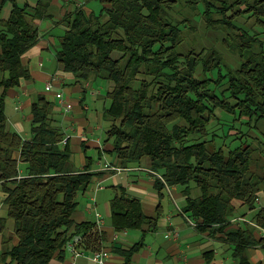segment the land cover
I'll use <instances>...</instances> for the list:
<instances>
[{
	"label": "trees",
	"instance_id": "1",
	"mask_svg": "<svg viewBox=\"0 0 264 264\" xmlns=\"http://www.w3.org/2000/svg\"><path fill=\"white\" fill-rule=\"evenodd\" d=\"M6 1L11 9L3 18ZM99 1L104 4L99 13L79 6L60 20L66 28L55 57L78 80L109 82L110 105L104 117L111 123L106 141H111L109 151L116 165L128 167L147 157L168 186L184 185L183 211L201 228L219 230L232 246L236 264H254L249 250L264 252V238L247 222L234 227L229 223L236 203L249 211L257 209L264 176L251 170L256 148H216L210 143L214 136L208 138V124L214 117L219 119L217 110L239 120L264 118V38L235 23L237 17L249 14L264 32V0ZM180 1L193 10L202 4L205 26L224 30L223 45L238 54L237 67L222 72L223 57L215 49L177 51L189 19L171 21L167 15ZM47 6V0L34 4L0 0V181L16 237L1 251L2 264H50L55 257L62 259L66 241L74 234L82 236L80 246L85 249L101 246L99 234H88L92 223H77L73 232L69 229L78 192L102 172L91 171L89 164L81 170L69 169L71 149L67 142L61 146L64 133L51 123L52 103L43 94L31 104L28 139L8 128L4 112L7 90L29 77L21 56L36 44L38 21L49 17ZM189 28L194 29L190 23ZM115 51L118 57L113 56ZM199 63L204 74L217 70L216 77H195ZM165 183L158 179L156 186ZM191 183L199 189L198 195H191ZM115 190L111 221L116 230L140 228L143 223L155 226L139 200L121 186ZM250 219L264 228V207ZM140 245L117 249L125 264Z\"/></svg>",
	"mask_w": 264,
	"mask_h": 264
},
{
	"label": "crops",
	"instance_id": "2",
	"mask_svg": "<svg viewBox=\"0 0 264 264\" xmlns=\"http://www.w3.org/2000/svg\"><path fill=\"white\" fill-rule=\"evenodd\" d=\"M47 1L46 11L49 17L38 21V40L21 56L22 63L29 70V77L22 78L18 86L7 90L4 98V112L8 128L19 133L24 139H28L32 135L31 104L37 95L43 94L52 103L51 123L62 130L64 137L65 134H70L66 141L71 149L69 169L77 171L89 164L91 171L102 172L93 178L87 189L78 192L77 205L71 215L73 225L69 229V232H73L77 223H92L93 228L88 234L93 232L99 234L101 246L96 250L81 247L82 254L74 264H92L91 254L101 250L106 254L107 264H125V257L117 249L126 250L139 242L141 245L132 254L129 264H226V262L230 263L231 258L233 264H236L232 251L230 259L221 257L225 250H232V246L222 237V233L219 230L213 232L211 229L201 228L188 213L183 211L186 205L184 185L157 188L156 182L159 178L147 170H152L149 159L128 167L116 165V158L109 151L112 147L111 141H106L110 120L104 117V110L110 105L107 92L111 86L109 83L106 85L104 80H78L73 74L61 68L55 57L59 47L55 46L56 35L53 31L56 29L64 31L66 26L62 23L56 24L51 17L57 14V17L62 18L71 12V8L65 9L59 3L62 0ZM64 2L68 3L70 0ZM77 4L80 6V1L77 0L74 3L75 6ZM10 9L11 2L8 5L5 3L1 16L7 18ZM48 81L52 82L53 90H62L65 98L72 103L70 111H63L54 91L45 90V84ZM103 89H107L106 94L102 93ZM1 91L0 88V93ZM106 121H109L107 126ZM63 145L64 143L61 142V146ZM89 148L98 149L96 161L93 160L92 155L86 154ZM19 169L20 173H24V165L21 164ZM105 180L110 181L109 188L102 185ZM119 186L123 187L129 196L139 200L143 213L155 219V226L143 223L140 228L123 230L114 228L111 221V199ZM190 187L191 195H193L197 188L193 183ZM165 195L169 197L171 206L164 211L166 203L163 204L162 201ZM257 195L258 209L264 207V186H261ZM4 196L0 181V209L7 211ZM176 205L186 216L177 210ZM236 205V212L230 218V227L243 223L233 218L244 216L250 219L257 210L249 211L239 203ZM97 213L102 216L103 221L98 222ZM5 221H7L6 214L0 215L1 251L3 240L4 242L9 240L11 244L16 241L13 222L8 229L4 225ZM168 231H175L177 235L167 237ZM6 232H11V235L5 238ZM256 234L260 236L258 231ZM249 252L252 263L261 261L264 264V252L261 248H251ZM50 264H72L69 250L65 248L62 259L55 257Z\"/></svg>",
	"mask_w": 264,
	"mask_h": 264
},
{
	"label": "rangeland",
	"instance_id": "3",
	"mask_svg": "<svg viewBox=\"0 0 264 264\" xmlns=\"http://www.w3.org/2000/svg\"><path fill=\"white\" fill-rule=\"evenodd\" d=\"M19 4H23L24 2H29L31 4L36 3V0H17ZM65 0L59 1L61 5L65 9L71 8V11H74L79 5L76 6L74 3L77 0H70V2L66 3ZM80 1V6H82L86 11H94L95 13H99L101 9L103 8L104 4L100 2L99 0H78ZM10 2V1H9ZM8 1H6V5L9 4ZM203 9L202 4H198L197 10H193L189 7H186L181 1L176 3L172 9L168 12L167 18L171 21H177L179 19L187 18L189 19L190 25L194 27V29L189 28V23L184 25V40L178 45L177 51L180 53H185L190 49H195L197 51L199 50H210L215 49L219 51L223 57V64H222V72H226L228 68H235L240 63V59L238 54L233 53L229 51L224 45H223V37L225 35V32L223 29L220 28H207L204 24L201 10ZM58 15L55 14L54 17H51L55 21L56 24L60 25V20L63 18L57 17ZM56 17V18H55ZM106 16H103V19H105ZM235 23L247 30L250 31H257L260 32V36L264 38V32L263 28L254 23V18L250 17L249 14H245L241 17H237L235 19ZM63 31H60L59 29H56L53 31V34L56 35V48L60 45V37L58 38V35H62ZM58 39V42H57ZM120 55L119 52L115 51L113 52L114 57H118ZM217 70H214L212 72L204 74L202 72V66L201 63H199L195 70L194 75L197 78H204V77H211L215 78L217 75ZM100 81V79H97ZM104 83L107 85L109 82L104 80ZM107 89H103L102 93L106 94ZM217 91V90H216ZM36 98V97H35ZM34 98V99H35ZM217 114L219 115V121L221 123L218 124V120L215 119V117L210 121L208 124V129L210 131L208 138H212L214 136V141L210 142L211 144L214 143L216 148H223V150L227 151L229 149L243 146V145H251L252 147L256 148L255 153V160L251 166V170L255 173H260L264 176V118L261 119H250L249 117H242L240 120L235 118L234 115L223 113L220 110H217ZM111 123V122H110ZM106 126L109 125V121H106ZM229 127H233L229 131ZM70 135V134H65ZM192 137V136H191ZM210 144V146H211ZM86 154L92 155V158L94 161L98 159V149L97 148H89L86 150ZM148 159L147 157H144L142 160ZM141 160V161H142ZM94 164V162H93ZM103 186L106 188H109L110 181L105 180L103 181ZM182 186V185H181ZM264 186V185H262ZM199 190L198 188L195 189V192L193 195H198ZM168 196L165 195L164 200L162 203H166L164 207V211L167 207L171 206L170 201L168 200ZM246 208V206H244ZM247 210V209H246ZM1 214H6V220L5 226L6 228L10 227V224H12L13 220L7 216V211H5L3 208L0 209ZM254 222V221H253ZM7 231V229H6ZM7 233V232H6ZM11 235V232H8L4 235V237H8ZM6 243V244H4ZM10 241L6 240V242L2 243V247L4 248L7 245H10ZM2 248V250H3ZM231 249L225 250L221 257L223 256L231 258ZM1 253V250H0ZM232 258L230 263L226 262V264H233ZM1 262V260H0Z\"/></svg>",
	"mask_w": 264,
	"mask_h": 264
},
{
	"label": "built area",
	"instance_id": "4",
	"mask_svg": "<svg viewBox=\"0 0 264 264\" xmlns=\"http://www.w3.org/2000/svg\"><path fill=\"white\" fill-rule=\"evenodd\" d=\"M53 84L51 81H48L45 84V90L46 91H54L55 97L58 99L59 105L61 106V108L63 109L64 112H68L72 109V103L70 101H68L65 98V95L63 93L62 90L57 89V90H53ZM69 135H65V137L63 138L62 142L65 143L68 139ZM149 170L151 173H153L155 176H157L161 181H163L165 183L164 178L161 176V174H159L158 172H155L153 170L147 169ZM100 185V184H99ZM165 186H168L165 183ZM258 201V198L256 199V202ZM176 208L178 211H180L181 213H183V215H185V213L180 209L179 206L176 205ZM98 216V222L103 221L102 216ZM186 216V215H185ZM233 220H239V221H243V222H248L251 225H253L257 231L259 232L260 237L264 238V228L260 227L259 225H257L255 222H253L252 220L244 217V216H238L233 218ZM192 224V221H190ZM177 233L175 231H168L166 236L170 237V236H176ZM82 241V236L80 234H74L73 236H71L65 244V248L67 250H69L70 255H71V261L72 264L75 263L76 259L82 254V249L80 246V243ZM90 259L92 260V264H107L106 262V254L101 250V251H95L91 254Z\"/></svg>",
	"mask_w": 264,
	"mask_h": 264
}]
</instances>
